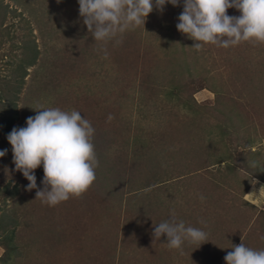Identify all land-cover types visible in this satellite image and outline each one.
I'll return each instance as SVG.
<instances>
[{"label":"rangeland","instance_id":"374dc122","mask_svg":"<svg viewBox=\"0 0 264 264\" xmlns=\"http://www.w3.org/2000/svg\"><path fill=\"white\" fill-rule=\"evenodd\" d=\"M182 12L183 0L154 9L145 27L109 41L105 58L78 0H0V73L27 61L25 48L37 56L18 107L3 108L20 113L11 131L35 108L79 111L99 162L85 193L49 206L26 190L9 133L0 135V264H227L233 245L264 250L254 190L264 176V43L197 51L176 27ZM34 171L42 190L43 165ZM172 210L208 241L181 252L166 234L154 239Z\"/></svg>","mask_w":264,"mask_h":264},{"label":"clouds","instance_id":"9594fccd","mask_svg":"<svg viewBox=\"0 0 264 264\" xmlns=\"http://www.w3.org/2000/svg\"><path fill=\"white\" fill-rule=\"evenodd\" d=\"M61 2V0H57ZM80 17L95 41L106 45L130 29L145 27L154 9L163 12L166 4L179 6L180 0H78ZM240 11L239 16L227 14L229 8ZM177 29L195 41L197 51L212 44L229 48L242 42L264 43V0H183V12L178 17ZM26 127H14L7 139L12 145L16 171L30 181L28 191L37 189L36 199L56 206L70 197H80L96 180L98 167L92 137L95 129L79 112L60 108H35ZM42 110V111H41ZM109 116V120H111ZM0 150V157L7 154ZM43 165V189L37 186L35 169ZM256 167L255 162H251ZM201 200L205 198L201 195ZM201 223H206L201 220ZM167 235L170 249L182 252L185 242L198 244L208 241V234L177 220L172 210L170 218L154 223V239ZM224 257L227 264H264V250H255L244 242L233 245Z\"/></svg>","mask_w":264,"mask_h":264},{"label":"trees","instance_id":"16d2710c","mask_svg":"<svg viewBox=\"0 0 264 264\" xmlns=\"http://www.w3.org/2000/svg\"><path fill=\"white\" fill-rule=\"evenodd\" d=\"M24 54L26 55L27 61H24V63L21 61L19 64H13L12 67L16 69L13 70L14 72L8 73V76L0 73V135L8 133L21 117L20 113L17 112L18 110L13 113L10 110H4L7 108L5 106L8 104H11L15 109L18 107L17 93L21 92L22 86L24 85L23 78L28 72V67L26 65H32L36 62V49L28 50V48H25ZM9 92H12L14 95H8ZM13 233L14 231L11 230L9 235H7V237H9L8 243L12 242L13 235L11 236V234ZM16 248L17 247L14 244L10 246L8 245L9 252L15 250Z\"/></svg>","mask_w":264,"mask_h":264},{"label":"crops","instance_id":"0c3cea01","mask_svg":"<svg viewBox=\"0 0 264 264\" xmlns=\"http://www.w3.org/2000/svg\"><path fill=\"white\" fill-rule=\"evenodd\" d=\"M260 146H262V144H258L257 146H255L256 148H255V150H254V148L252 149V151L253 152H251V151H249V152H251V153H254V152H256L257 150H259L260 148H258V147H260ZM254 147V146H253ZM264 151V150H263ZM249 152H247V153H249ZM250 153V154H251ZM251 156V155H250ZM201 168H202V166H201ZM258 178H260V179H257L258 181L256 182V183H254V190L256 191V190H259V193L261 194V195H257L256 197H257V199L259 200V201H263V203L262 204H264V198H262L261 199V196H263L264 195V187L262 186L263 184H264V176H259ZM251 193V192H250ZM262 208H264V206H262Z\"/></svg>","mask_w":264,"mask_h":264}]
</instances>
